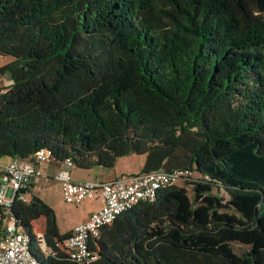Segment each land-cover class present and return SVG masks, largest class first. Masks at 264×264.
<instances>
[{
	"label": "trees",
	"instance_id": "16d2710c",
	"mask_svg": "<svg viewBox=\"0 0 264 264\" xmlns=\"http://www.w3.org/2000/svg\"><path fill=\"white\" fill-rule=\"evenodd\" d=\"M0 53V157L46 147L86 168L134 152L140 171L200 174L191 195L166 185L104 224L91 264H264L261 0H0ZM10 211L42 264H77L40 196Z\"/></svg>",
	"mask_w": 264,
	"mask_h": 264
},
{
	"label": "built area",
	"instance_id": "2783aa9c",
	"mask_svg": "<svg viewBox=\"0 0 264 264\" xmlns=\"http://www.w3.org/2000/svg\"><path fill=\"white\" fill-rule=\"evenodd\" d=\"M51 151L42 147L29 157H12L1 164L0 206L5 210L6 223L0 234V264H42L31 249V236L19 220L11 213L10 206L15 197L27 200L25 190L33 175H41L36 162L51 161ZM55 177L61 182L62 194L68 202H80L85 198H101L102 206L91 212L88 219L75 224L60 243L68 257L77 264H91L97 257L90 247V239L100 234L101 227L110 223L119 213L133 207L140 200H152L160 187L193 180V170L174 167L140 171L115 176L111 179L76 180L70 176L73 160L66 157ZM200 176V174H199ZM206 178V176H203ZM36 244L40 251L53 254V247L46 243L43 230H37Z\"/></svg>",
	"mask_w": 264,
	"mask_h": 264
},
{
	"label": "crops",
	"instance_id": "0c3cea01",
	"mask_svg": "<svg viewBox=\"0 0 264 264\" xmlns=\"http://www.w3.org/2000/svg\"><path fill=\"white\" fill-rule=\"evenodd\" d=\"M0 65H2V64H0ZM11 82H12V79H11V76L9 75V73L0 72V88L1 89H5L7 86H9L11 84ZM11 158L12 157L9 156V159L7 161L1 160L0 162L2 164H7L11 160ZM117 162H118V157L116 158L114 165L111 167H105V166H102L99 164L93 165L91 167H86V168L80 167V166L70 167V169H69L70 176L76 180H94V179L107 180V179H111L115 176L127 175V174H133V173L140 172L139 168L136 170H131V169L128 170L125 168H120V167H118ZM35 165L41 171V175H33L31 177L30 183L28 184V187H27L28 190L30 189V187L34 186L36 184V182L45 180L44 177H54L56 180H58L55 177V175H56L58 168L61 166V164L59 162L44 160L41 162H36ZM0 173H1V177H3V171L1 168H0ZM58 186H59V192H60V199L61 200L59 202H57L51 196H47L48 200H45V201L50 206L53 207V209L56 213L57 224H58L60 232L71 231L75 224L88 219L91 212L100 208L104 202L101 198H97V197L87 198V200L84 201L82 203V205H79L78 213L75 215H72L74 217L72 218V220H70L69 225L66 226L65 228H61V226H59V223H58V213H59V211L62 213V210L60 209L59 204L61 203V201L63 203L64 197L62 194L61 182L59 180H58ZM27 189H26V191H28ZM26 191H25V194H26ZM32 191H33V189H32ZM38 196H40V195H38ZM83 200H81L80 202H82ZM80 202H73V203L78 204ZM64 204H65V202H64ZM1 214L3 217L4 213L2 212ZM67 214L69 216H71L69 213H67ZM39 226L42 229H44V223H41V225H39ZM33 227H34V223H33ZM1 233H2V230H0V234Z\"/></svg>",
	"mask_w": 264,
	"mask_h": 264
},
{
	"label": "rangeland",
	"instance_id": "374dc122",
	"mask_svg": "<svg viewBox=\"0 0 264 264\" xmlns=\"http://www.w3.org/2000/svg\"><path fill=\"white\" fill-rule=\"evenodd\" d=\"M261 5H262V11L264 12V0H261ZM12 58L13 56L10 54L0 53V64L8 62ZM8 159H9V156H2L0 158V161L1 160L7 161ZM143 162H144V153L137 154L133 152V153H129L123 156H119L117 165L120 168H125L128 170L130 169L136 170L138 168L142 169ZM1 164L2 163L0 162V168H1ZM72 167H77V165L74 164ZM193 176L195 178L198 177L199 172L194 171ZM44 178L45 180L38 181L36 182L34 186L30 187V189L26 191V196L29 198L31 194L33 193L36 195H40L43 200H48L47 196H51L57 202H59L61 199H60L58 180H56L54 177H44ZM1 180H2V177L0 173V182ZM178 184L181 186H184L187 189L189 195L192 194V184L190 182L181 180L178 182ZM213 191L214 192L218 191L219 194L224 195L227 198L229 197L228 193L222 187L217 188L215 186L213 188ZM86 200L87 198H85L82 202L75 204L73 202H68L63 198V203L61 201V203L59 204L60 209L62 210V213L60 211L58 213V223H59V226H61V228H65L66 226L69 225L70 220H72V218L74 217L72 215H75L78 213L79 205H82V203ZM2 212L4 213L5 210L3 208L1 209L0 207V230H3V227L6 223V219L4 218V216L2 217V214H1ZM67 213H69L71 216H69ZM33 223H34V227H33L34 232H36L37 230H43L39 225H41V223H44V218L39 217L38 219H35ZM233 246H234L235 251L238 253H242L243 251L248 249V246L246 244L239 242V241H234Z\"/></svg>",
	"mask_w": 264,
	"mask_h": 264
}]
</instances>
